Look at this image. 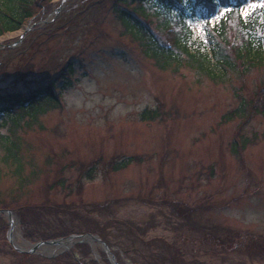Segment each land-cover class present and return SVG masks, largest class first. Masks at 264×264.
Masks as SVG:
<instances>
[{"label": "rangeland", "instance_id": "rangeland-1", "mask_svg": "<svg viewBox=\"0 0 264 264\" xmlns=\"http://www.w3.org/2000/svg\"><path fill=\"white\" fill-rule=\"evenodd\" d=\"M38 3L36 21L0 36V93L35 90L64 75L71 60L75 70L59 105L0 127V139L17 143L28 178L20 186L3 177L8 208L0 209L14 212L15 239L8 241L1 214L0 264H76L68 253L75 246L77 264H112L86 239L42 245L30 257L11 249L72 230L100 231L118 264H264V65L218 82L185 58L163 68L119 20L118 9L133 3ZM261 7L264 0H251L241 13ZM224 13L210 26L191 25L207 54L208 30ZM30 25L34 34L20 41ZM228 28V38H241L235 21ZM218 42L227 49V39ZM144 111L153 118L142 120Z\"/></svg>", "mask_w": 264, "mask_h": 264}, {"label": "trees", "instance_id": "trees-1", "mask_svg": "<svg viewBox=\"0 0 264 264\" xmlns=\"http://www.w3.org/2000/svg\"><path fill=\"white\" fill-rule=\"evenodd\" d=\"M118 1L121 5L134 4L132 9H118L119 20L125 31L130 33L136 41H139L143 53L163 68L170 67L175 63H178L177 66H179L185 58V65L196 70L198 74L218 82L224 80L228 72L234 71L242 75L248 67L254 68L264 65V8L255 9L246 17L242 16L239 13L240 7L248 4L249 0ZM220 7L230 8V11L218 24L208 30L206 39L210 44L211 54H207L205 45L193 40L191 24L194 21L202 20L210 26L211 18L216 15ZM40 10L41 6L38 0H0V36L19 31L29 22L36 21L39 18ZM229 21H235L238 24L241 35L239 40H237L236 35H233L236 38L231 36L228 38L229 33L232 32L228 28ZM162 33L163 38H166L165 40L161 36ZM260 33L263 34V37H260ZM219 39L228 40V43H225L227 49L218 42ZM74 66L73 60L69 61L64 75L62 73L56 79L46 83L42 82L43 84L35 90L24 93H0V127L7 124L17 127L25 119L32 121L46 112L48 108L59 105L61 93L66 85L69 86L73 81ZM20 80L23 81L22 78ZM154 113L144 111L141 115L142 120H151ZM237 146L235 144L232 147V152H238ZM0 147L3 151L1 161L5 166L4 168L0 166V188L3 177L7 173L15 176L18 185L22 186L28 178L25 179L22 176L24 175V165L17 155V143L3 137L0 139ZM131 161L130 159L126 160L116 166L115 169H122ZM0 208H8V206L0 200ZM21 209L22 207L17 208L16 213L22 220ZM0 222L3 221L0 219ZM88 232L86 230H72L53 235L50 239ZM91 233H97L106 242L100 231ZM25 237L27 238V236ZM75 247L68 253L73 262L77 264L74 255ZM11 249L18 254L13 248ZM260 249L264 251V242L260 243ZM21 256L30 257V254H22Z\"/></svg>", "mask_w": 264, "mask_h": 264}, {"label": "water", "instance_id": "water-1", "mask_svg": "<svg viewBox=\"0 0 264 264\" xmlns=\"http://www.w3.org/2000/svg\"><path fill=\"white\" fill-rule=\"evenodd\" d=\"M3 213L6 215L8 222H9V229H8V233H7V238H8V241L12 244V238H11L12 220H11V217L13 216L14 212L12 210H8V209L7 210H0V214H3ZM85 237H89L93 241L100 243L102 245V247L104 248V250L107 252V254H110L108 246L100 238H98L97 236H95L93 234L70 235L67 238L54 239V240H48V241H39L36 244L32 245L31 248L28 249L27 251H23V250L15 247L14 245H13V247L18 252H22V253L25 252V253L34 254V253H36L37 249L40 248L42 245H55V246L61 245L62 246L64 241H70L72 243H74L75 240H79V239L86 241L84 239ZM111 261H112V264H118V263H116L113 256H111Z\"/></svg>", "mask_w": 264, "mask_h": 264}, {"label": "bare ground", "instance_id": "bare-ground-1", "mask_svg": "<svg viewBox=\"0 0 264 264\" xmlns=\"http://www.w3.org/2000/svg\"><path fill=\"white\" fill-rule=\"evenodd\" d=\"M11 220H12L11 238H14V239H15V236L13 235L14 228H15V220H14L13 216L11 217ZM85 239L91 241V243L94 242V241H93L91 238H89V237H87V238H85ZM70 243H72V242H70V241H64L63 244H62V246L60 245V246H58V247H67Z\"/></svg>", "mask_w": 264, "mask_h": 264}]
</instances>
